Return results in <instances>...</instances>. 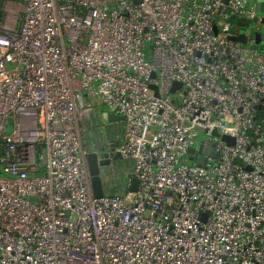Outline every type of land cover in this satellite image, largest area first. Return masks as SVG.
<instances>
[{"label": "built area", "instance_id": "obj_1", "mask_svg": "<svg viewBox=\"0 0 264 264\" xmlns=\"http://www.w3.org/2000/svg\"><path fill=\"white\" fill-rule=\"evenodd\" d=\"M262 19L264 0H0V264H264ZM95 101L122 118L113 152L82 143ZM90 153L101 178L129 167L98 199Z\"/></svg>", "mask_w": 264, "mask_h": 264}, {"label": "crops", "instance_id": "obj_2", "mask_svg": "<svg viewBox=\"0 0 264 264\" xmlns=\"http://www.w3.org/2000/svg\"><path fill=\"white\" fill-rule=\"evenodd\" d=\"M94 107L95 110L89 113V115L83 121V129H84L83 137H82L83 145L89 144V142H92L94 140L100 142L99 144L101 146L103 147L105 146L104 148H106V146H109L110 143H113L115 145L116 144L115 135L120 130L121 127L120 123L105 124L106 133H104V135L103 134L98 135L96 131L100 128V125L102 124L103 121L102 119L103 113L106 111L102 109L96 103V101ZM88 130L90 131L88 132ZM115 161L116 163L114 164L113 167V173H114L113 178L102 176L103 188H106L110 191L114 190V188L118 190L121 187V185H123L124 179L127 173L129 172V167L127 166V164H125L120 160H115Z\"/></svg>", "mask_w": 264, "mask_h": 264}, {"label": "water", "instance_id": "obj_3", "mask_svg": "<svg viewBox=\"0 0 264 264\" xmlns=\"http://www.w3.org/2000/svg\"><path fill=\"white\" fill-rule=\"evenodd\" d=\"M256 19L254 20V22ZM261 24L264 26V19L261 20ZM216 30L214 29V34ZM231 40L244 44L245 43V36L244 35H239L237 37L231 36ZM152 77H155V74H152ZM180 85L178 83H174L173 87L170 91V93H173L174 89L179 88ZM152 89H155V87H151ZM103 122L104 123H111L114 121H122V118L120 116L110 114V113H103L102 116ZM213 135H217L216 131L213 132ZM224 140H226V137H223ZM111 151L113 152V148L111 147ZM205 152V151H203ZM189 154L193 153V149H190L188 151ZM104 158L107 157V155L103 156ZM114 160H120V156L117 153H114L112 155ZM87 160V168L89 175L91 177V188L93 192L94 198L98 199L101 198L104 195V188H103V181L100 175V167L105 165V161L99 160V157L95 153H90L86 157ZM136 186H137V181L133 180L132 184L130 185V190L131 191H136Z\"/></svg>", "mask_w": 264, "mask_h": 264}, {"label": "rangeland", "instance_id": "obj_4", "mask_svg": "<svg viewBox=\"0 0 264 264\" xmlns=\"http://www.w3.org/2000/svg\"><path fill=\"white\" fill-rule=\"evenodd\" d=\"M258 15L261 16L260 13H258ZM248 27H250V26H248ZM259 32L260 33H264V26L263 25L260 26V31ZM259 32L253 31L251 28H248L247 31H246L247 34H251L254 38H258V35L260 34ZM144 56H145V60L146 61L150 60L151 54H150L149 45H147L146 49L144 50ZM12 129H13V123H12V120H11L10 123L8 124V126H7V131L6 132L10 133L12 131ZM90 130H88V132ZM112 145H113V143L109 144V146H111L113 148Z\"/></svg>", "mask_w": 264, "mask_h": 264}, {"label": "trees", "instance_id": "obj_5", "mask_svg": "<svg viewBox=\"0 0 264 264\" xmlns=\"http://www.w3.org/2000/svg\"><path fill=\"white\" fill-rule=\"evenodd\" d=\"M250 25H251V22H245V21H243L241 27H242L243 29H244V28H249L248 26H250Z\"/></svg>", "mask_w": 264, "mask_h": 264}]
</instances>
